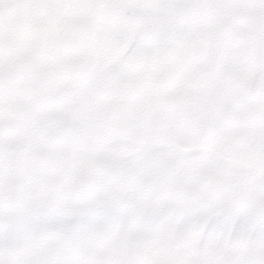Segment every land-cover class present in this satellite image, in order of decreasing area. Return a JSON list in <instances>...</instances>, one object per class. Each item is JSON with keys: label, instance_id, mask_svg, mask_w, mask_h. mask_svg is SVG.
<instances>
[{"label": "crops", "instance_id": "obj_1", "mask_svg": "<svg viewBox=\"0 0 264 264\" xmlns=\"http://www.w3.org/2000/svg\"><path fill=\"white\" fill-rule=\"evenodd\" d=\"M253 1H237L246 7L241 21L221 19L220 10L214 11L220 0H186V7H179V0H124L119 14L116 0H109L101 18L75 4L60 13L46 9L45 20L41 15L37 22L20 11L8 26L17 27L27 42L26 58L66 60L54 69L73 75L106 73V104L87 121L93 131L105 133L101 148L109 156L139 157L130 170L139 165L140 172L170 173L155 177V187L163 189L151 198L160 205H200L203 211L187 209L189 216L181 221L204 223L210 235L222 221H239L241 235L253 245L252 264H264V101L247 98L248 92L234 89L227 79L242 76L243 68H258L263 59L264 22ZM149 9L155 14L149 16ZM160 9L170 10L171 18ZM48 14L53 18L46 21ZM69 107L66 102L64 108ZM165 191L171 193L167 199Z\"/></svg>", "mask_w": 264, "mask_h": 264}, {"label": "rangeland", "instance_id": "obj_2", "mask_svg": "<svg viewBox=\"0 0 264 264\" xmlns=\"http://www.w3.org/2000/svg\"><path fill=\"white\" fill-rule=\"evenodd\" d=\"M108 1L0 0L5 23L0 59V264H252L253 245L249 236L241 235L239 221H222L211 230L215 235L204 223L181 221L189 216L187 209L203 211L200 205H160L151 198L163 189L155 187V177L170 173L140 172L139 165L130 170L139 157L109 156L101 148L105 133L93 131L87 121L106 104V73L73 75L54 69L66 60L26 58L27 42L17 27L8 26L20 11L37 22L41 15L45 20L46 9L60 13L75 9V4L99 12L101 18L107 15ZM179 1V7L187 6L186 0ZM237 1L223 5L220 0L214 11L220 10L221 19L226 15L241 21L246 11ZM253 2L263 23L264 0ZM159 11L171 18L170 10ZM53 16L48 14L46 21ZM260 49L258 68H243L242 76L227 79L234 89L248 92L247 98L264 101V43ZM66 102L69 108H64ZM78 117L87 123L76 122ZM170 194L165 191L164 199ZM257 258L262 256L257 253Z\"/></svg>", "mask_w": 264, "mask_h": 264}]
</instances>
